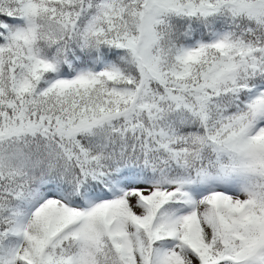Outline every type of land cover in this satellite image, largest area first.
Listing matches in <instances>:
<instances>
[{"label":"snow or ice","instance_id":"6c2138e0","mask_svg":"<svg viewBox=\"0 0 264 264\" xmlns=\"http://www.w3.org/2000/svg\"><path fill=\"white\" fill-rule=\"evenodd\" d=\"M0 264H264V0H0Z\"/></svg>","mask_w":264,"mask_h":264}]
</instances>
